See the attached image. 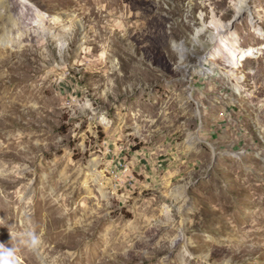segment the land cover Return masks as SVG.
Listing matches in <instances>:
<instances>
[{
    "label": "rangeland",
    "instance_id": "374dc122",
    "mask_svg": "<svg viewBox=\"0 0 264 264\" xmlns=\"http://www.w3.org/2000/svg\"><path fill=\"white\" fill-rule=\"evenodd\" d=\"M246 1L0 0V264H264ZM229 23L257 53L233 70Z\"/></svg>",
    "mask_w": 264,
    "mask_h": 264
},
{
    "label": "bare ground",
    "instance_id": "6f19581e",
    "mask_svg": "<svg viewBox=\"0 0 264 264\" xmlns=\"http://www.w3.org/2000/svg\"><path fill=\"white\" fill-rule=\"evenodd\" d=\"M4 1L5 0H3V3H4ZM250 3H251V1L247 0L246 4L241 5L240 8L245 7L247 9H249V11L252 12V15H254L255 10L252 7V5H250ZM7 9H8V7H7ZM241 12H242V10H241ZM257 31H258L257 32L258 35H260V36L264 35L262 30L258 29ZM218 33H219L218 37L215 38L216 42L214 43V46H216V48L212 52V57H214V58H218L219 56L226 57L227 61L231 65L228 67L231 68L232 70L236 69L240 63L246 62L251 58H255V55L257 53L253 47L249 48L247 50L241 48L240 35L237 34V31L236 32L234 31V24L233 23L222 24L221 30L219 29ZM184 50L185 49H183V48H179V51L181 53L184 52ZM83 261H84V264H87L85 257H84Z\"/></svg>",
    "mask_w": 264,
    "mask_h": 264
},
{
    "label": "clouds",
    "instance_id": "9594fccd",
    "mask_svg": "<svg viewBox=\"0 0 264 264\" xmlns=\"http://www.w3.org/2000/svg\"><path fill=\"white\" fill-rule=\"evenodd\" d=\"M13 255V252L11 250H5L4 257H5V264H9L7 258L11 257Z\"/></svg>",
    "mask_w": 264,
    "mask_h": 264
}]
</instances>
